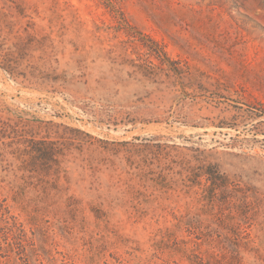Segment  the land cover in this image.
Returning a JSON list of instances; mask_svg holds the SVG:
<instances>
[{
  "label": "rangeland",
  "instance_id": "1",
  "mask_svg": "<svg viewBox=\"0 0 264 264\" xmlns=\"http://www.w3.org/2000/svg\"><path fill=\"white\" fill-rule=\"evenodd\" d=\"M0 264H264V0H0Z\"/></svg>",
  "mask_w": 264,
  "mask_h": 264
}]
</instances>
